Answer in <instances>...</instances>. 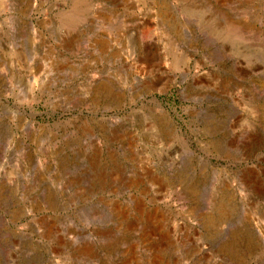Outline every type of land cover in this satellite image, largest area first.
Instances as JSON below:
<instances>
[{"label":"rangeland","instance_id":"1","mask_svg":"<svg viewBox=\"0 0 264 264\" xmlns=\"http://www.w3.org/2000/svg\"><path fill=\"white\" fill-rule=\"evenodd\" d=\"M0 264H264V0H0Z\"/></svg>","mask_w":264,"mask_h":264},{"label":"water","instance_id":"2","mask_svg":"<svg viewBox=\"0 0 264 264\" xmlns=\"http://www.w3.org/2000/svg\"><path fill=\"white\" fill-rule=\"evenodd\" d=\"M33 115H35V114H33Z\"/></svg>","mask_w":264,"mask_h":264}]
</instances>
